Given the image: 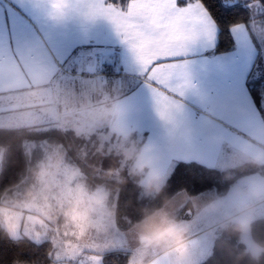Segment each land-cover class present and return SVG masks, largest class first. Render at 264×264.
<instances>
[{
  "label": "crops",
  "instance_id": "0c3cea01",
  "mask_svg": "<svg viewBox=\"0 0 264 264\" xmlns=\"http://www.w3.org/2000/svg\"><path fill=\"white\" fill-rule=\"evenodd\" d=\"M165 1L122 8L106 0H0V116L33 114L37 122L25 126L73 129L87 109L103 108V99L88 105L90 97L114 95L105 131L118 140L145 135L132 165L138 172V163L149 162L138 172L143 188L149 170L158 187L176 162H220L240 139L260 146L264 128L248 88L257 51L246 28H232L231 52L214 54L218 28L204 9L193 0ZM92 60L112 73L111 81L101 76L112 89L89 75ZM79 70L87 76L70 86V71ZM190 135L199 159L176 158L177 139ZM225 161L235 165L233 157Z\"/></svg>",
  "mask_w": 264,
  "mask_h": 264
},
{
  "label": "rangeland",
  "instance_id": "374dc122",
  "mask_svg": "<svg viewBox=\"0 0 264 264\" xmlns=\"http://www.w3.org/2000/svg\"><path fill=\"white\" fill-rule=\"evenodd\" d=\"M165 2H168L166 3L168 5L172 0ZM147 5L156 8L162 5V0H147ZM248 7L252 17L258 16L256 19H262L260 15L264 12V6L259 1L248 3ZM243 26L248 33L255 35L258 48L250 38L257 55L260 54L258 64L261 70H264V23L257 25L253 19L249 27ZM97 68L96 60H92L90 71L87 72H90V76L93 75L98 86L101 83L106 86L105 90L112 89L113 86L108 85L105 79L98 75ZM87 74L83 71L80 73V70L70 71L69 85L71 86L77 78L86 77ZM74 87L72 86L70 90ZM99 96L100 93L99 95L95 93V97H90L89 104L85 105L91 106L93 99L96 102L103 99L101 111L95 113L94 109H87L88 113L83 122L72 126V130L85 136L97 134L101 141L100 148H106L107 152L113 150L130 155L127 144L132 145L134 140L129 141L128 138L118 140L105 131L110 127L108 124L113 114V100L110 99L114 95L109 97V94H102L104 98ZM77 109L72 107L69 111L75 114ZM259 112L264 128V116L260 110ZM23 116L13 119L14 117L2 115L0 127H20L27 125V122H37L33 114L25 113ZM75 121L76 119L73 123ZM197 132L199 136V131ZM136 137L141 138L142 135L136 133ZM191 138L184 137L179 141L177 139L178 148L176 151L173 150L176 158L193 155L190 159H199L194 158V154L197 153L194 140L196 138ZM237 147L239 149L237 151L223 153L220 162H210L205 166L227 170L229 164L225 160L228 157H233L235 165L245 161L264 165V139L260 146L240 139ZM36 154L38 160H35L33 165L38 169L14 190L13 195L3 199V204L0 205V223L13 239L27 237L36 243L50 241L53 246V264H102V254L117 249L130 251L129 264H200L211 245V237L215 232L212 225H222L226 223L223 221L227 218L226 221L239 223L240 240L250 254L256 256L264 250L255 243L250 233V223L256 218L264 217V211L257 214L253 210L238 211L239 205L253 203L256 198L264 196V176L259 173L238 179L223 196L208 191L189 197L179 192L160 210L149 216L152 218V226L145 240H142L140 227L142 221L132 229H119L115 205L109 199L108 192L103 188L89 190L78 168L66 161L58 148L47 150L41 147ZM207 159L213 161L215 157L209 156ZM182 162L204 165L191 160ZM3 163L4 152L0 149V170ZM189 200L192 205L185 208Z\"/></svg>",
  "mask_w": 264,
  "mask_h": 264
},
{
  "label": "trees",
  "instance_id": "16d2710c",
  "mask_svg": "<svg viewBox=\"0 0 264 264\" xmlns=\"http://www.w3.org/2000/svg\"><path fill=\"white\" fill-rule=\"evenodd\" d=\"M106 1L126 8L132 0ZM193 1L199 3L218 28L214 54H225L234 49V26L249 27L253 19L257 25L264 23V12L260 15L262 19H256L258 16L252 17L248 7L252 1H259L264 6V0ZM249 34L258 48L255 35ZM259 61L258 53L249 75L248 88L256 107L264 116V70H261ZM128 139L134 140L132 145L127 144L130 155L100 148L101 141L97 134L85 136L72 129L51 125L0 127V149L4 152V163L0 170V205L4 198L13 195L14 190L26 182L32 172H36L38 167L33 163L38 160L36 151L41 147L47 150L58 148L65 160L78 168L89 190L105 189L115 205L117 226L124 230L132 229L160 210L179 192L193 197L213 191L223 196L238 179L246 175L259 173L264 176V165L250 161L230 166L227 170L195 162H178L158 190L146 191L140 183L141 173L135 172L132 167L145 135L138 138L134 133ZM188 207H191L190 200L185 204V208ZM250 233L255 243L264 248V217L250 223ZM240 236L241 227L235 221L218 226L209 251L200 264H264V250L256 256L250 254ZM52 252L50 241L36 243L27 237L13 239L0 223V264H53ZM130 257V251L112 250L102 254V264H129Z\"/></svg>",
  "mask_w": 264,
  "mask_h": 264
},
{
  "label": "clouds",
  "instance_id": "9594fccd",
  "mask_svg": "<svg viewBox=\"0 0 264 264\" xmlns=\"http://www.w3.org/2000/svg\"><path fill=\"white\" fill-rule=\"evenodd\" d=\"M146 168H149V162L147 160L137 164V171L143 172ZM158 174L155 171L149 170L144 177L143 186L146 191L158 190ZM151 217H146L144 221L141 222V239L145 240L146 236L149 234L151 228Z\"/></svg>",
  "mask_w": 264,
  "mask_h": 264
},
{
  "label": "built area",
  "instance_id": "2783aa9c",
  "mask_svg": "<svg viewBox=\"0 0 264 264\" xmlns=\"http://www.w3.org/2000/svg\"><path fill=\"white\" fill-rule=\"evenodd\" d=\"M98 75L106 78L107 81L112 80V73H108L106 71H99ZM248 210H253L254 213H259L264 211V196H260L256 198L253 203H246L238 206V211L239 212H244Z\"/></svg>",
  "mask_w": 264,
  "mask_h": 264
},
{
  "label": "snow or ice",
  "instance_id": "6c2138e0",
  "mask_svg": "<svg viewBox=\"0 0 264 264\" xmlns=\"http://www.w3.org/2000/svg\"><path fill=\"white\" fill-rule=\"evenodd\" d=\"M177 2H178V0H177Z\"/></svg>",
  "mask_w": 264,
  "mask_h": 264
}]
</instances>
